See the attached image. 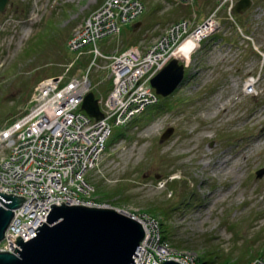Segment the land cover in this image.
I'll return each mask as SVG.
<instances>
[{
  "label": "rangeland",
  "instance_id": "374dc122",
  "mask_svg": "<svg viewBox=\"0 0 264 264\" xmlns=\"http://www.w3.org/2000/svg\"><path fill=\"white\" fill-rule=\"evenodd\" d=\"M105 1H7L0 12V131L26 114L43 79L65 74L71 63L72 76L88 73L91 90L106 98L111 59L91 58L94 48L107 57L132 46L145 51L170 24L186 19L191 34L210 18L213 31L188 60L179 58L184 82L155 108L139 109L126 130L112 128L86 181L92 200L140 222L149 231L143 241L156 249L158 239L168 258L264 264V174L257 177L264 170V0H251L236 16L229 9L240 0H142L140 25L74 50L70 42ZM167 128L173 134L162 141Z\"/></svg>",
  "mask_w": 264,
  "mask_h": 264
},
{
  "label": "built area",
  "instance_id": "2783aa9c",
  "mask_svg": "<svg viewBox=\"0 0 264 264\" xmlns=\"http://www.w3.org/2000/svg\"><path fill=\"white\" fill-rule=\"evenodd\" d=\"M173 1L188 4L192 0ZM143 9L140 0H106L84 20L83 33L70 43L74 50L93 49L99 40L136 21ZM207 20L191 37L201 38L212 30L215 25L210 18ZM188 29V23L181 21L171 25L144 53L131 47L104 57L111 59L112 90L106 98L99 99L103 114L99 121L81 110L84 97L92 91L88 73L66 81L62 75L37 85L26 114L0 131V192L27 197L12 211L14 216L0 251L14 253L9 247L18 248L14 242L17 235L23 241L35 236L36 228L45 222L54 203L61 206L64 201L67 206L96 208L107 205L100 199L92 200L95 190L86 176L103 158L112 128L126 126L140 113L139 109L144 111L156 102L150 80L185 45L190 37ZM94 49V59L97 53L105 56ZM157 242L159 246L154 249L149 247L148 239L142 241L139 249H143V257L136 258L135 264H161L165 260L195 264L194 259L184 255L168 258L162 243L158 239ZM256 262L259 261L249 264Z\"/></svg>",
  "mask_w": 264,
  "mask_h": 264
},
{
  "label": "water",
  "instance_id": "95a60500",
  "mask_svg": "<svg viewBox=\"0 0 264 264\" xmlns=\"http://www.w3.org/2000/svg\"><path fill=\"white\" fill-rule=\"evenodd\" d=\"M8 0H0V12ZM253 2L240 0L231 13L236 16L248 11ZM139 25V24H138ZM184 79V65L172 59L151 80L156 94L164 98L173 94ZM81 110L88 116L103 118L92 92L82 102ZM173 128H167L161 140H167ZM264 170L257 172L261 178ZM27 197L0 192V242L4 239L12 212L22 205ZM61 206L52 204L45 222L36 228L35 236L23 241L17 235L18 248L14 253L0 251V264H132L133 257L145 238L142 224L114 209H103L85 205ZM162 264H180L167 260Z\"/></svg>",
  "mask_w": 264,
  "mask_h": 264
},
{
  "label": "bare ground",
  "instance_id": "6f19581e",
  "mask_svg": "<svg viewBox=\"0 0 264 264\" xmlns=\"http://www.w3.org/2000/svg\"><path fill=\"white\" fill-rule=\"evenodd\" d=\"M194 39H192V40H190V41H188V43L179 51V53L177 54H175L174 56L175 57H177V58H182L183 60H188L189 59V57H190V55L193 53V50L196 48V43H195V41H196V38H198V37H193ZM250 85H254V84H252V83H250ZM222 110H224V109H222ZM227 161L226 160H224V163H226ZM0 205H1V207H3V204L0 202ZM56 206H58V205H56ZM51 210V209H50ZM138 222V221H137ZM138 223H140V222H138ZM141 224V223H140ZM145 227V226H144ZM145 229V228H144ZM145 232H146V235L148 236V232L145 230ZM13 248H14V246H10L9 247V249L13 252L14 250H13ZM143 249L142 248H138V250H137V252H136V254L134 255V257H133V263L132 264H135V263H137V261H136V258H138V259H140V258H142L143 257Z\"/></svg>",
  "mask_w": 264,
  "mask_h": 264
},
{
  "label": "trees",
  "instance_id": "16d2710c",
  "mask_svg": "<svg viewBox=\"0 0 264 264\" xmlns=\"http://www.w3.org/2000/svg\"><path fill=\"white\" fill-rule=\"evenodd\" d=\"M53 77H55V76H53ZM127 129V128H126ZM125 129V130H126ZM124 130V131H125ZM99 188V187H98ZM106 197H110V195H102V197L101 198H106ZM157 210H158V212L160 213V214H162L163 216L165 215V212H163V210H164V208H163V210H162V208L161 207H159V208H157ZM155 212V210H153V211H150V214H153ZM149 213V212H148ZM154 216H156V215H154ZM163 224L161 225V233H163V235H164V237H162V239L163 240H168L169 238H168V235H170L171 234V232H170V230L169 229H165V230H162L163 229ZM165 234H167V235H165ZM167 236V237H166ZM170 237V236H169ZM224 261H226V260H224ZM197 264H233V263H231V262H229V263H227V262H223V263H216L215 261H210V260H207V259H200V258H198V260H197Z\"/></svg>",
  "mask_w": 264,
  "mask_h": 264
}]
</instances>
